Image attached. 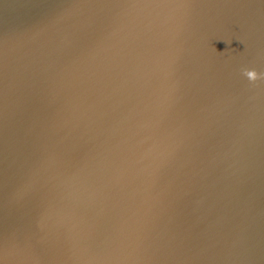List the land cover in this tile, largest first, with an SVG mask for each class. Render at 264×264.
<instances>
[{"label": "water", "instance_id": "obj_1", "mask_svg": "<svg viewBox=\"0 0 264 264\" xmlns=\"http://www.w3.org/2000/svg\"><path fill=\"white\" fill-rule=\"evenodd\" d=\"M264 0H0V264H264Z\"/></svg>", "mask_w": 264, "mask_h": 264}, {"label": "clouds", "instance_id": "obj_2", "mask_svg": "<svg viewBox=\"0 0 264 264\" xmlns=\"http://www.w3.org/2000/svg\"><path fill=\"white\" fill-rule=\"evenodd\" d=\"M244 75L249 78L251 81H256L258 78L264 76V73H257L256 70L244 69Z\"/></svg>", "mask_w": 264, "mask_h": 264}]
</instances>
